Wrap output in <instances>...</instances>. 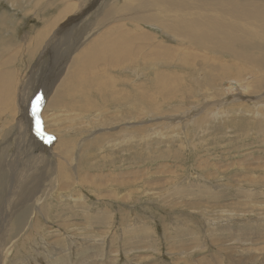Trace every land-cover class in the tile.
Returning a JSON list of instances; mask_svg holds the SVG:
<instances>
[{
  "label": "rangeland",
  "instance_id": "374dc122",
  "mask_svg": "<svg viewBox=\"0 0 264 264\" xmlns=\"http://www.w3.org/2000/svg\"><path fill=\"white\" fill-rule=\"evenodd\" d=\"M71 2L72 7L75 0ZM104 2L81 12L80 21L72 22L73 29L68 27L70 36L65 33L56 43L74 45L71 40L85 37L86 27L95 21L94 14ZM121 2L124 0H116ZM228 3L236 5V0ZM216 8L228 11L217 0H181L166 15L174 23L177 17H198ZM60 10L61 4L56 5L55 0H0V62L7 49H15L10 53L12 65L0 66V73L12 69L19 73L21 85L28 84L24 92L29 99L21 116L31 129L33 150L42 157V164L25 171L24 188H36V195L23 201L19 190L14 198L16 210L5 238L0 239V262L264 264V106L254 105L258 102L254 97L264 90L250 100L225 94L222 76L210 86L206 79L211 67H202L204 59L228 65L230 55L221 49L188 47L196 57L191 61L193 72L180 71L173 63L166 70L181 77L178 85L185 92L184 106L176 100L178 103L162 105L158 98L159 109L152 114L136 101L133 119L119 121L109 108L103 123L93 114L73 110L59 114L57 132L56 112L46 106L64 77L58 75L59 53L52 65L50 54L56 29L69 19L70 12ZM61 17L66 18L59 20ZM57 18L56 26L50 27ZM45 36L39 45L37 39L40 42ZM172 42L165 44L174 46ZM74 52L66 56L72 55L71 60ZM253 60L264 70V61ZM37 97L39 117L33 116ZM12 114L7 116L15 131L19 127L18 123L13 127ZM37 120L43 136L37 134ZM10 135L6 160L16 154L15 134ZM64 135L65 146H55L58 136L65 140ZM61 156L69 157L65 162ZM57 164L61 169L53 174L51 167ZM63 175L71 184L65 188L61 187Z\"/></svg>",
  "mask_w": 264,
  "mask_h": 264
},
{
  "label": "bare ground",
  "instance_id": "6f19581e",
  "mask_svg": "<svg viewBox=\"0 0 264 264\" xmlns=\"http://www.w3.org/2000/svg\"><path fill=\"white\" fill-rule=\"evenodd\" d=\"M71 1L55 0L56 5L58 2L61 4L63 13L67 11L66 14L68 12L70 14L65 15L69 18L68 21L64 26H61L58 30L56 29L50 43L55 42L50 51L52 56L51 65L55 54L59 53L57 55L59 57L56 60L57 67L60 66L58 75L59 78L64 76L60 83L57 84L55 93L46 106L49 111L53 109L56 112L54 123L57 124V132H60L59 114L67 112L68 115L73 110H79L90 115L93 114L100 123H103L105 111L109 108L114 109L113 114L111 113L112 117L119 121L124 118L133 119L136 101L143 104L145 110L152 114L153 111L155 112L159 109L156 108L158 98L162 105H167L166 101L178 103L175 100L183 104L185 102V92L178 85V82L182 81L181 77L176 73H167L166 70L173 63L174 67L180 71L193 72L191 61H194L196 57L191 54L188 47L192 49H221L230 55L231 62L228 65L208 63L207 59L201 58L204 59L202 67H211L209 78L205 76L210 86L217 83L222 76V83L226 81V84H223V91L227 95L252 99L254 94L260 91L262 93L264 90V70L260 67V64L253 60L254 58L260 62L264 61V0H236V5L233 6L229 5L228 2L230 0H217L220 4L228 6V11L216 8L212 13H204L198 17H177L174 23L167 17L166 11L179 5L181 0H124L121 3H116V0H102L105 2L102 3V8L94 14L96 17L95 21L90 22L86 27L83 33L85 37L81 36V39L75 38L71 40L74 45L72 43H56V38L63 37L73 21H80L79 14L81 12L95 7L97 2L101 0H75L72 7ZM35 4H37V1ZM71 16L75 17L71 19ZM63 18L61 17L59 20H65ZM118 20H121L122 23H116ZM57 23L58 18L56 22H50V27L56 26ZM67 35L70 36L68 33ZM46 36L48 37V35ZM46 36L40 42L37 39L39 45ZM85 39H87V42H85ZM168 40L173 41L174 46H167L166 44L170 45L169 43L165 44ZM15 43L17 42L15 41ZM25 43L24 45L27 46ZM75 46L76 48H74ZM14 50L7 49L5 51L6 57L2 59L0 66L12 65L14 60H12L10 53ZM35 51L32 52V55H34ZM70 51H75L71 60L69 58L72 55L66 56ZM64 57L67 58L61 64ZM62 65L64 66L62 67ZM17 74L12 69L0 73V239L5 238L11 216L13 215L12 211L13 209L14 211L16 210V204L13 201L15 196L18 195L17 192L19 190L22 191L23 201H27L29 198L31 200L36 195V188H24V181L28 176V173L25 175V171L28 168L38 167L37 165L42 164L40 160L42 157L31 146L33 145V140L30 136L31 129L27 127L26 118L21 116L22 110L26 107V102L28 103L29 99L28 97L26 98L27 92H24L28 84L21 85L23 82L20 81ZM51 85L55 86L54 83H51ZM241 86L243 89L237 95L235 91H239ZM47 90L49 91V89ZM17 99L18 104L15 103ZM254 99L258 100L254 105L260 106V108L264 106V93L260 97H254ZM11 111L13 112V127L17 123L19 127L16 130L14 129L15 131H12L9 126V117L7 115ZM36 112L38 113L39 111ZM24 115H26V112ZM36 115L38 116V114ZM76 117L80 119V115L77 114ZM23 122L26 125H23ZM12 133L15 134V136L13 135V140L16 142V154L13 153L15 154L13 159L9 158V160H6V154H8L6 152L10 150V143L8 146L9 139L6 140V138L10 137ZM64 137L65 140H60L59 136L58 138L56 137L55 146H65L67 135H64ZM125 137L128 138V136ZM59 149L60 147H58V153L60 152ZM54 154L59 156L56 152ZM67 157L65 158L64 156L63 158L61 156L60 158L66 162ZM60 167L61 165L58 164L51 167L53 168L52 173L60 171ZM64 177L65 175L61 177V187L63 188L68 185ZM1 247L2 243H0Z\"/></svg>",
  "mask_w": 264,
  "mask_h": 264
},
{
  "label": "snow or ice",
  "instance_id": "6c2138e0",
  "mask_svg": "<svg viewBox=\"0 0 264 264\" xmlns=\"http://www.w3.org/2000/svg\"><path fill=\"white\" fill-rule=\"evenodd\" d=\"M39 103H40V98L37 97L36 102H35L34 107H33V116H36V110H37ZM36 125H37V134L43 136V133H41V131H40V121L39 120L36 121Z\"/></svg>",
  "mask_w": 264,
  "mask_h": 264
}]
</instances>
